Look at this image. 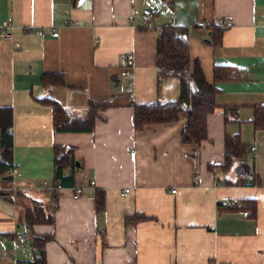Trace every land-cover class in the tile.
<instances>
[{"label":"crops","instance_id":"1","mask_svg":"<svg viewBox=\"0 0 264 264\" xmlns=\"http://www.w3.org/2000/svg\"><path fill=\"white\" fill-rule=\"evenodd\" d=\"M8 18L20 47L0 39V106L12 109V164L21 176L0 179V264L34 259L31 242L13 249L15 233L24 230L53 233L45 264H264V130L251 123L253 107L264 105V0H0V22ZM198 20L223 27L218 44L213 30L191 28ZM166 25L188 29L190 69L198 62L208 83L214 65L241 70V80L217 84V107L199 146L180 140L184 113L133 130L132 104L179 96L177 78L157 75L158 29ZM127 51L134 55L131 87L117 78L118 54ZM53 72L66 86L41 85V76ZM50 94L75 116L89 103L99 106L93 130L55 132L51 107L39 100ZM234 133L247 155L226 171L209 169L223 162L224 136ZM55 146L73 148L75 159L64 165L60 189ZM74 187L84 190L77 199ZM96 189L105 193L99 214ZM247 199L255 201L253 217L235 209ZM28 200L48 212L57 204L54 223L25 228ZM4 250L13 254L4 257Z\"/></svg>","mask_w":264,"mask_h":264},{"label":"trees","instance_id":"2","mask_svg":"<svg viewBox=\"0 0 264 264\" xmlns=\"http://www.w3.org/2000/svg\"><path fill=\"white\" fill-rule=\"evenodd\" d=\"M174 1V0H163ZM223 27L214 26L212 32L213 44H218ZM189 31L187 28L162 26L158 29L156 53L158 56L157 75L158 80L175 77L179 81V96L171 101H154L150 103L132 104V126L135 132L140 131L146 125L168 123L175 121L179 113L186 115V124L181 132L180 140L183 144L199 146L207 138V115L217 107L215 96L219 92V82L239 81L242 79L241 70L228 65H214L212 69V82L208 83L201 71L198 62L190 69L189 62ZM41 85L53 89L66 86L65 78L60 72L44 73L41 76ZM40 102L49 105L52 110V124L55 132H91L94 128L96 111L99 106L89 103L82 116L72 115L63 108L52 95L44 96ZM226 111H233L227 108ZM254 130H264V105L253 107L251 120ZM12 124V109L8 106H0V179L10 183L11 177L7 174L12 168V135L7 133V128ZM223 162L218 165H209V169L217 166L223 171L228 170L234 160L244 158L248 149L244 145L238 133L225 134ZM192 158L197 161V152L192 153ZM74 166L75 159L73 148L55 146L53 148V165L55 185L64 183L67 177L63 176V167L67 163ZM14 197L22 201V194L15 193ZM24 202V201H23ZM105 205V193L101 189L94 191V207L97 214L102 213ZM57 209V204L53 211ZM237 210L246 212L253 217L255 201L243 200ZM48 212L41 204L34 200L22 205L21 222L25 228L31 230L36 224H53L54 213ZM31 246L36 251L34 259L28 264H45L44 245L54 239L53 233L39 235L31 233Z\"/></svg>","mask_w":264,"mask_h":264},{"label":"built area","instance_id":"3","mask_svg":"<svg viewBox=\"0 0 264 264\" xmlns=\"http://www.w3.org/2000/svg\"><path fill=\"white\" fill-rule=\"evenodd\" d=\"M144 22L150 26L152 24V18H153V14L152 11L150 9H146L144 11ZM67 25H73L74 22L72 21H66ZM191 28L195 31H197L199 34L205 35V34H209L210 32H212L213 30V24H208L202 20H198L196 22H194L191 25ZM14 29H15V25L13 23L12 18H8L7 20L0 22V39L5 40L10 42L14 48H19L20 47V43L14 38ZM50 30L52 31L51 34L53 37H56L58 35L57 30L54 27H50ZM40 31H42V29L40 28ZM118 62H119V66H120V71L118 74V79L120 78H128L129 79V86L131 87L132 85V81L131 78L133 76V66H134V55L131 51H127V52H121L118 54ZM7 133L12 134V127H8L7 128ZM251 150H254V147H251ZM10 177L11 180H14L18 177L21 176V173L17 170V168L14 167V165L12 166V168L8 171L7 173ZM90 185H94L95 181L91 180L89 182ZM217 186V184H216ZM56 189H60V185L57 184ZM10 189L12 191L15 190V187L12 185L10 186ZM83 188L82 187H74L72 190V198L73 199H77L79 197L82 196L83 194ZM124 192H128V189H125ZM172 192H174V190H172ZM230 206H233L234 203L230 202L229 204ZM31 240V235L27 230H24L22 232H17L15 233L14 239H13V249H17L20 247L21 243L23 242H30ZM2 256L7 257L10 256V254H13V252H8V251H2L1 252Z\"/></svg>","mask_w":264,"mask_h":264},{"label":"rangeland","instance_id":"4","mask_svg":"<svg viewBox=\"0 0 264 264\" xmlns=\"http://www.w3.org/2000/svg\"><path fill=\"white\" fill-rule=\"evenodd\" d=\"M11 190V189H10Z\"/></svg>","mask_w":264,"mask_h":264}]
</instances>
